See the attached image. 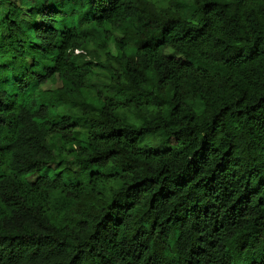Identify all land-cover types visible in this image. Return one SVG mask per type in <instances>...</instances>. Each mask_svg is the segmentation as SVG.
I'll list each match as a JSON object with an SVG mask.
<instances>
[{
  "label": "trees",
  "instance_id": "1",
  "mask_svg": "<svg viewBox=\"0 0 264 264\" xmlns=\"http://www.w3.org/2000/svg\"><path fill=\"white\" fill-rule=\"evenodd\" d=\"M0 264H264V0H0Z\"/></svg>",
  "mask_w": 264,
  "mask_h": 264
},
{
  "label": "rangeland",
  "instance_id": "2",
  "mask_svg": "<svg viewBox=\"0 0 264 264\" xmlns=\"http://www.w3.org/2000/svg\"><path fill=\"white\" fill-rule=\"evenodd\" d=\"M168 54H169V55H174V53H173L172 50H169V51H168ZM46 87H47V88H50V89H53L54 87H56V85H54V84H52V83H49ZM172 142H173V141H172ZM70 162H71V165H70L71 168H72V169H75V168L77 167V165H78L77 162H76L75 160H73V159H72ZM57 165H58V163H57V164H56V163L52 164V166H54V167H56Z\"/></svg>",
  "mask_w": 264,
  "mask_h": 264
}]
</instances>
